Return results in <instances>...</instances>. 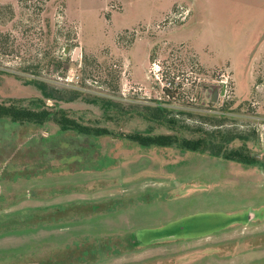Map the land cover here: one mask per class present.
Returning a JSON list of instances; mask_svg holds the SVG:
<instances>
[{
  "label": "rangeland",
  "instance_id": "obj_1",
  "mask_svg": "<svg viewBox=\"0 0 264 264\" xmlns=\"http://www.w3.org/2000/svg\"><path fill=\"white\" fill-rule=\"evenodd\" d=\"M0 103L62 109L116 135L228 139L257 161L104 136L96 157L85 152L97 170L72 171L75 156L48 159L91 152L90 138L0 123V167L42 168L13 183L0 169V264H77L66 257L77 245L127 232L179 241L91 264H264V0H0ZM42 134L56 135V154L26 152Z\"/></svg>",
  "mask_w": 264,
  "mask_h": 264
},
{
  "label": "trees",
  "instance_id": "obj_2",
  "mask_svg": "<svg viewBox=\"0 0 264 264\" xmlns=\"http://www.w3.org/2000/svg\"><path fill=\"white\" fill-rule=\"evenodd\" d=\"M38 88L41 90L42 94L49 97V93L45 91V88L43 87L42 84L34 83ZM168 114V110L164 109L162 107H157L155 108V115L154 113L152 114V119L154 120H160L161 122H165L166 115ZM47 122H53L59 127V133H73L74 135L78 137H86L90 138L91 140H88L89 143L92 145L93 151H87V149L83 148L80 149L79 147L73 148L70 150V154H62V158H49L48 159V165L50 167L51 162L53 160H58L61 165L63 166L66 164L68 161L65 163H62L65 161L64 157H72L75 156L76 160L73 162L67 163L69 167L75 168L72 171H85V170H97L95 166H93V169L91 168L92 165H89L87 163V158L85 155V152H87V157L91 158V156L96 157L98 155V151L100 149V139L101 137L104 136H111V137H125L132 142H135L136 144L140 146H145V147H172L175 146L178 150L184 151V152H199V153H208L213 157L220 158L222 160L238 163V164H243V165H248V166H255L257 165V161L253 158H251L246 151L245 148L239 147V148H234L232 150L226 149L227 144L231 140H223L222 143H214L212 140H209L207 138H198L195 140L192 139H179L176 136L173 135H160V136H153V137H141L140 135H121V134H112L109 130L105 128H100V127H94V126H87V125H82L75 121L74 119H71L67 116L64 110L62 109H54V111H48L42 107H37V109H28L24 107H18L15 105H6L3 103H0V123H6L9 126H19V125H34L41 127L42 125L46 124ZM166 123V122H165ZM167 123H172L171 120H168ZM56 135H39L37 138H31L27 139L25 142L27 145V151L30 152L29 145L36 143L37 145H40V149L37 151L39 155L42 158L47 157L49 153H54L56 154L57 147L51 146L53 142H55L54 137ZM41 144H45L44 146ZM23 146V145H22ZM23 148L20 147L19 150ZM25 148V149H26ZM82 148V147H81ZM2 151H4L2 148L0 149V153L2 154ZM51 151V152H50ZM36 152V155H37ZM72 152V154H71ZM9 153V152H6ZM2 154V155H7V154ZM34 153V152H32ZM94 153V154H93ZM10 154V153H9ZM93 154V155H92ZM8 158L5 157V161L7 163L2 162V166L0 169L4 172H8V167L12 171H9L8 173L14 174L13 177L11 178H6V181L8 183H13L16 181H19L21 179L27 180L31 177H34L38 174V172H41V167H38L36 170H31V172H27L25 169L24 170H13L14 167L12 165H9L8 163ZM7 159V160H6ZM4 163V165H3ZM27 174H25L26 172ZM46 172V170L43 171V174ZM54 173V172H53ZM55 173H60V170H56ZM41 175V176H42ZM80 259V258H79ZM99 260V259H98ZM96 258L93 260H88V259H83V261L77 260L78 262L82 263H95L98 261ZM36 264H44L43 262L41 263H36Z\"/></svg>",
  "mask_w": 264,
  "mask_h": 264
},
{
  "label": "flooded vegetation",
  "instance_id": "obj_3",
  "mask_svg": "<svg viewBox=\"0 0 264 264\" xmlns=\"http://www.w3.org/2000/svg\"><path fill=\"white\" fill-rule=\"evenodd\" d=\"M250 219L247 220L246 223L252 222L254 220L253 211H250ZM253 219V220H252ZM245 223V224H246ZM236 223H232L227 228H232ZM224 230V229H223ZM252 239V238H251ZM166 241H179V239L173 235H163L159 238L152 239L149 242L143 243L139 239L138 232H127L123 234L120 238L116 239L114 243H110L105 241V239H95L91 240L88 245L85 247L77 245V251H69L66 254V257L69 261L74 260L76 257L77 260L83 261V259L93 260V259H101L108 257L111 254L120 252L121 247H125L129 250H135L140 246H151L153 244L166 242ZM232 244H237V241ZM222 249V248H221ZM80 258V259H79ZM77 264H91V263H82L77 262Z\"/></svg>",
  "mask_w": 264,
  "mask_h": 264
},
{
  "label": "crops",
  "instance_id": "obj_4",
  "mask_svg": "<svg viewBox=\"0 0 264 264\" xmlns=\"http://www.w3.org/2000/svg\"><path fill=\"white\" fill-rule=\"evenodd\" d=\"M134 45H135V44H134ZM134 45H133V46H134ZM133 46H132V47H133ZM132 47H131V48L129 49V51H128V55L130 56V57H129L130 60L132 59L131 57L133 56V54H132V53H133V52H132V51H133ZM131 54H132V55H131ZM198 60H199V62H200L201 64H203V61H202L201 59H198ZM130 64H132V63H130ZM141 65H143V64H141Z\"/></svg>",
  "mask_w": 264,
  "mask_h": 264
},
{
  "label": "built area",
  "instance_id": "obj_5",
  "mask_svg": "<svg viewBox=\"0 0 264 264\" xmlns=\"http://www.w3.org/2000/svg\"><path fill=\"white\" fill-rule=\"evenodd\" d=\"M183 11H184V10H183ZM183 11H181V13H180L179 15H182V16H183V19H184L185 16H186V15H185L186 12H185V11L183 12ZM186 14H187V13H186ZM184 15H185V16H184ZM183 19H182V20H183Z\"/></svg>",
  "mask_w": 264,
  "mask_h": 264
}]
</instances>
